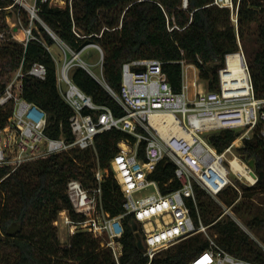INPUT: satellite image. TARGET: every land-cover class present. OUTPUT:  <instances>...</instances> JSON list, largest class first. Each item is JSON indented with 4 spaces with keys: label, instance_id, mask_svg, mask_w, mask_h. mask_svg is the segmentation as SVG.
I'll use <instances>...</instances> for the list:
<instances>
[{
    "label": "trees",
    "instance_id": "1",
    "mask_svg": "<svg viewBox=\"0 0 264 264\" xmlns=\"http://www.w3.org/2000/svg\"><path fill=\"white\" fill-rule=\"evenodd\" d=\"M67 0L64 8L53 6L51 0L39 3L40 17L64 45L79 52L89 44H97L104 51L103 72L106 83L119 93L123 81V65L136 60L156 59L163 62V71L173 91L182 89V61L195 65L209 92L220 90L219 71L225 67L226 56L239 50L241 41L250 67L255 94L264 99V0H232L234 11L214 5V0ZM13 0H0V96L10 83L23 60L28 69L34 63L47 67L45 81L26 77L22 97L43 109L48 115L46 135L50 138L73 140L70 120L71 108L62 98L58 82V64L47 48H60L58 42L39 22L34 24V36L25 48L12 40L7 18ZM13 9L18 11L17 7ZM236 14L237 25L234 22ZM23 25L29 23L28 14L20 11ZM257 26L253 40L257 46L247 47V31ZM178 26L181 30L169 31ZM20 30V29H19ZM70 78L86 95L100 106L110 108L116 117L123 109L107 90L85 69L77 66ZM14 104L0 108V130L13 114ZM240 136V132L222 130L208 135V143L223 153ZM132 139L113 130L99 135L95 149L78 150L50 155L28 162L12 171L0 166V264H149L145 249L138 247L141 228L132 227L134 216L123 218L125 234L121 242L123 255L119 262L100 239L88 233H77L62 245L55 221L61 212L72 210L67 196L71 179L79 180L87 189L96 186L95 171H106L103 182L105 209L117 217L125 213L124 195L111 162L119 153V142ZM146 143L139 147V157L146 159ZM236 154L245 162H255L258 182L249 187L238 184L228 187L217 197L195 184L197 204L187 205L196 226L208 227L215 244L232 256L253 264H264V140L257 133L244 140ZM176 164L168 157L162 160L149 176L159 184L163 195L181 188L175 175ZM218 198V200H217ZM231 209L244 225L263 244L226 213ZM72 217L77 218L71 213ZM13 225L21 232L8 234ZM144 240V237H143ZM210 248L204 234L180 238L176 244L158 253L151 264H190L199 253Z\"/></svg>",
    "mask_w": 264,
    "mask_h": 264
},
{
    "label": "built area",
    "instance_id": "2",
    "mask_svg": "<svg viewBox=\"0 0 264 264\" xmlns=\"http://www.w3.org/2000/svg\"><path fill=\"white\" fill-rule=\"evenodd\" d=\"M47 1L13 0L9 11L14 7L18 11L11 35L12 40L27 48L31 41L36 40L33 30L35 22H39L60 45L64 59L61 64L56 61L58 82L62 98L73 112L70 120L73 140L48 137L47 113L23 99L26 77L45 81L48 76L44 64L34 63L27 69L23 60L0 96V108L14 104L9 123L0 130V166H9L15 171L28 162L71 149H95L99 135L121 131L134 139L120 141L119 153L111 162L124 195L125 213L112 217L106 211L102 185L107 172L98 168L95 171L97 184L92 189L85 188L76 179L68 182L67 196L72 210L61 212L55 226L66 230L69 237L88 233L102 240L103 246L110 249L119 262L123 255L121 240L125 234L123 218L132 215L143 232L149 264L158 253L172 247L180 238L197 234L205 235L210 241V248L196 255L190 264H253L218 247L209 236L208 227L202 222L196 226L187 205L189 200L197 204L195 184L217 197L228 187L238 189L234 178L249 187L258 182L255 171L233 151L236 144H243L255 133L264 140V99L255 94L241 41H238L239 50L226 56L225 67L219 71L220 90L217 92L206 89L195 65L182 61V89L176 93L163 71V62L149 59L123 65L122 88L117 93L106 83L104 51L99 45L89 44L79 52L73 51L58 40L43 22L39 15V3ZM71 3L72 0V7ZM214 5L234 10L232 0H214ZM183 9H188V0H183ZM20 11L28 14L27 26L23 25ZM234 22L237 25V18ZM175 29L181 30L178 26L169 27L170 32ZM0 38L3 39L4 34ZM88 49L99 54V60L93 66L100 67V76L82 60ZM47 50L52 52L50 48ZM77 66L89 72L107 90L123 109V116L116 117L110 108L97 105L73 83L70 72ZM222 130H240L246 131V134L239 136L223 153H218L208 143L207 137ZM143 142L146 143L145 160L139 157V147ZM166 157L176 164L175 175L181 188L163 195L158 182L150 180L149 176ZM244 169L250 171L253 177L243 175ZM148 191L149 194H143Z\"/></svg>",
    "mask_w": 264,
    "mask_h": 264
},
{
    "label": "rangeland",
    "instance_id": "3",
    "mask_svg": "<svg viewBox=\"0 0 264 264\" xmlns=\"http://www.w3.org/2000/svg\"><path fill=\"white\" fill-rule=\"evenodd\" d=\"M51 4L53 6H58L60 8H64L66 7L67 5V0H51ZM232 10V9H230ZM13 11V15L9 18H7V23H8V26L11 28V26L13 24H15L17 22V12L15 9L11 10ZM234 11V10H232ZM233 16H234V20H236V14H234L233 12ZM257 30V26L256 25H252L249 30L247 31V35H249V37L246 39V45L247 47H251V46H257V41L256 40H253V38H251V35L255 33V31ZM256 34V33H255ZM52 53L56 59L57 62H59L60 64L62 63L63 59H64V53L61 49H58L57 47H53L52 49ZM69 59H70V56H69ZM82 60H84V62H86L87 64L91 65V70L98 76H100L101 74V69L100 67H95L93 65H95L98 60H99V54L96 50H93V49H88L86 50V52L84 53V55L82 56ZM204 85L206 84L204 81H203ZM206 86V85H205ZM237 133L240 132V136L242 135H245L246 134V131H240V130H237L236 131ZM248 136H251V135H248ZM242 146V143H238V145L236 144L235 148H234V152H235V149L236 148H239ZM236 153V152H235ZM235 180V185L237 186L238 188V184H242V185H245L247 186L246 184L244 183H241L240 180H238L237 178H234ZM144 195H147L149 194V191L148 192H145L143 193ZM218 200V198H217ZM226 213L229 214L242 228L244 231H246L247 233H249L261 246H263V244L254 236V234L244 225V223L236 217V215H234L231 211V209H226ZM60 218V217H59ZM58 234H59V238H60V241L62 243V245H66L68 244V241L70 239V237L68 236V233L66 232V230L62 229V228H58ZM142 240H143V237H142ZM144 241V240H143Z\"/></svg>",
    "mask_w": 264,
    "mask_h": 264
},
{
    "label": "water",
    "instance_id": "4",
    "mask_svg": "<svg viewBox=\"0 0 264 264\" xmlns=\"http://www.w3.org/2000/svg\"><path fill=\"white\" fill-rule=\"evenodd\" d=\"M15 32H17V29H15ZM249 167L254 170L255 169V162L254 161H250L248 163ZM132 227L135 231H138V225L136 223V221H133L132 222ZM22 230V227L20 225H13L9 228L8 230V234L10 235H16L18 234L19 232H21ZM246 232V231H245ZM247 233V232H246ZM249 234V233H248ZM138 247L140 249H143L144 248V244H143V240L140 238V235L138 234Z\"/></svg>",
    "mask_w": 264,
    "mask_h": 264
},
{
    "label": "bare ground",
    "instance_id": "5",
    "mask_svg": "<svg viewBox=\"0 0 264 264\" xmlns=\"http://www.w3.org/2000/svg\"><path fill=\"white\" fill-rule=\"evenodd\" d=\"M236 66H237V65H236ZM236 167H237V166H236ZM243 175H246V176H249V177H250V176L253 177L252 174H251V172L248 171V170H246V169L243 170Z\"/></svg>",
    "mask_w": 264,
    "mask_h": 264
},
{
    "label": "crops",
    "instance_id": "6",
    "mask_svg": "<svg viewBox=\"0 0 264 264\" xmlns=\"http://www.w3.org/2000/svg\"><path fill=\"white\" fill-rule=\"evenodd\" d=\"M12 13H13V11H8V14H12ZM10 17H11V16H10ZM10 17H9V18H10ZM16 18H17V17H16ZM15 24H16V23H15ZM15 24H13L12 26H14ZM12 26H11V27H12ZM14 30H15V29H14Z\"/></svg>",
    "mask_w": 264,
    "mask_h": 264
}]
</instances>
